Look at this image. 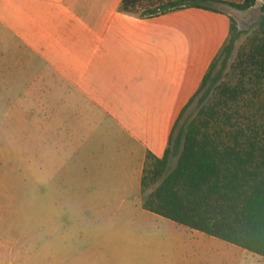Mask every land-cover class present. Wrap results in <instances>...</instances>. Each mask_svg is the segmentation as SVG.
Listing matches in <instances>:
<instances>
[{
    "label": "crops",
    "instance_id": "crops-1",
    "mask_svg": "<svg viewBox=\"0 0 264 264\" xmlns=\"http://www.w3.org/2000/svg\"><path fill=\"white\" fill-rule=\"evenodd\" d=\"M122 3L0 0V92L26 105L37 92L44 144L60 140L55 201L132 233L134 264H244L253 253L143 207L147 157L165 156L231 15L192 8L142 19ZM1 246L2 264L28 261L24 238Z\"/></svg>",
    "mask_w": 264,
    "mask_h": 264
},
{
    "label": "trees",
    "instance_id": "trees-1",
    "mask_svg": "<svg viewBox=\"0 0 264 264\" xmlns=\"http://www.w3.org/2000/svg\"><path fill=\"white\" fill-rule=\"evenodd\" d=\"M212 3L247 12L257 0H123L121 11L142 19L192 8L222 13ZM261 12L251 33L231 17L165 156L148 155L142 187L145 210L264 258V4Z\"/></svg>",
    "mask_w": 264,
    "mask_h": 264
},
{
    "label": "rangeland",
    "instance_id": "rangeland-1",
    "mask_svg": "<svg viewBox=\"0 0 264 264\" xmlns=\"http://www.w3.org/2000/svg\"><path fill=\"white\" fill-rule=\"evenodd\" d=\"M263 4L264 0H257L256 7L247 12L220 3L211 5L251 33L258 26ZM9 93L0 92V255L5 258L3 242L24 238L29 258L22 264H59V260L61 264H134L132 233L122 234L106 218L100 223L89 214L78 219L69 203L55 201V190L61 189L54 172L60 140L48 137L44 144L36 91L29 92L30 105H21L14 96L7 99ZM194 112L192 107L187 116ZM176 163L173 159L172 166ZM254 256L249 254L244 264H264V259Z\"/></svg>",
    "mask_w": 264,
    "mask_h": 264
}]
</instances>
